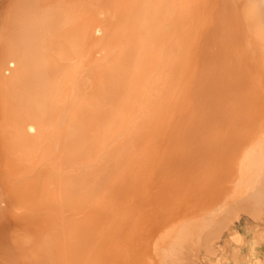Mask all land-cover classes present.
Here are the masks:
<instances>
[{
    "label": "rangeland",
    "instance_id": "rangeland-1",
    "mask_svg": "<svg viewBox=\"0 0 264 264\" xmlns=\"http://www.w3.org/2000/svg\"><path fill=\"white\" fill-rule=\"evenodd\" d=\"M177 1L155 0L150 37L132 41L138 0H62L20 50L1 128L41 131L0 140V264L250 263L251 240L264 257L261 0H188L189 15ZM126 50L121 96L96 109L106 137L67 148L68 89Z\"/></svg>",
    "mask_w": 264,
    "mask_h": 264
},
{
    "label": "bare ground",
    "instance_id": "bare-ground-1",
    "mask_svg": "<svg viewBox=\"0 0 264 264\" xmlns=\"http://www.w3.org/2000/svg\"><path fill=\"white\" fill-rule=\"evenodd\" d=\"M105 1L115 2L116 0ZM61 2L62 0H0V103L2 101L4 102L5 95L14 87V78L18 77L21 73L23 63L21 60V62L19 61L20 64L17 61L20 59V50L28 48L29 43L33 40V36L37 33L39 34L41 28L54 23L52 21L55 18L57 8L61 5ZM177 2L181 5L180 9L186 15H189L190 12L194 11L197 7V3H193L192 1V3L190 1L188 2V0H180ZM153 3H155V0H138V3L134 5L132 17H134V14L138 10L142 12L140 13V24L146 28V31L143 32L144 28L132 31V41L135 38H143L147 41L150 37V22L152 23L151 19L153 15L155 16L157 14L156 9L158 8L156 7L155 11H153ZM260 6L264 12L263 0H261ZM129 43L131 46L132 43L130 41ZM127 48H129V46H127ZM131 54L132 51L128 52L126 50L118 59L98 60L99 63L104 65V68L100 70L94 78L87 82L85 81L84 84L81 79V83L76 82L74 87L68 89L66 93L68 96L66 105L63 108L64 110H62L61 116V124L63 126L61 136L63 137V144L67 148L71 147L73 151L85 154V149L88 144H92L93 142L95 146H98L102 143L103 139L106 137L105 116L104 114L97 115L96 109L103 105L108 108L106 111H110L113 104L121 96V92H118L116 88L119 82L123 83L129 79H126L124 75H120V71L124 66L126 67L128 65L127 58H130ZM12 61H15V63L9 67L8 65ZM27 61V63L33 67L35 61L31 56ZM7 68L10 69V73L6 74L4 70ZM10 100L11 99L6 100V103ZM2 117L7 119L14 117V115L9 113V110L5 109L2 111L0 108V121ZM17 122H12L5 130H2L0 123V140L1 138H6L10 139L6 141H12L13 138L22 136V141L18 143H29L33 140L34 134L30 133L27 127H35L39 132L41 131V127L36 125V122L33 120L28 122L25 121L24 123H22V120H17ZM66 159L67 156L65 155L64 160L66 161ZM260 233L262 235V232ZM256 236H258V234ZM233 240L238 243H243L245 241L244 237L239 233L234 234ZM248 246L250 248V255L254 260L250 263L243 262L242 260L241 263L240 260H238L240 256L237 255L238 253L234 252V254H232L237 260L231 264H264V257L262 258L258 255L255 241L251 240ZM245 259L246 258H244V260Z\"/></svg>",
    "mask_w": 264,
    "mask_h": 264
}]
</instances>
